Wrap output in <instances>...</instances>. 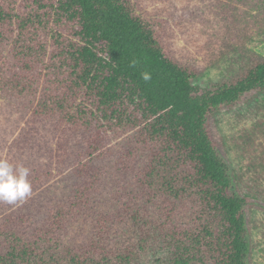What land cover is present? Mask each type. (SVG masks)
Wrapping results in <instances>:
<instances>
[{
	"label": "trees",
	"instance_id": "16d2710c",
	"mask_svg": "<svg viewBox=\"0 0 264 264\" xmlns=\"http://www.w3.org/2000/svg\"><path fill=\"white\" fill-rule=\"evenodd\" d=\"M258 36L264 0H0V158L32 184L0 264H252L214 121L264 93Z\"/></svg>",
	"mask_w": 264,
	"mask_h": 264
},
{
	"label": "rangeland",
	"instance_id": "374dc122",
	"mask_svg": "<svg viewBox=\"0 0 264 264\" xmlns=\"http://www.w3.org/2000/svg\"><path fill=\"white\" fill-rule=\"evenodd\" d=\"M248 48L264 57V36H258ZM220 69H209L199 84L217 82L230 69L232 57ZM216 138L223 155L231 166L241 189L251 197L258 198L264 205V174L260 165L264 161V93L251 96L243 104L215 117ZM249 155L254 165L249 166ZM252 264H264V212L252 214Z\"/></svg>",
	"mask_w": 264,
	"mask_h": 264
},
{
	"label": "clouds",
	"instance_id": "9594fccd",
	"mask_svg": "<svg viewBox=\"0 0 264 264\" xmlns=\"http://www.w3.org/2000/svg\"><path fill=\"white\" fill-rule=\"evenodd\" d=\"M141 75L145 81L151 79L148 72ZM30 175L31 170L23 164L14 165L0 158V203L11 206L27 201L32 195Z\"/></svg>",
	"mask_w": 264,
	"mask_h": 264
}]
</instances>
